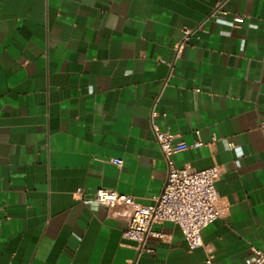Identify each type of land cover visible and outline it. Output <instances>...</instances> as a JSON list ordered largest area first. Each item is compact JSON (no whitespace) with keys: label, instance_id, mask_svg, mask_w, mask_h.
<instances>
[{"label":"crops","instance_id":"0c3cea01","mask_svg":"<svg viewBox=\"0 0 264 264\" xmlns=\"http://www.w3.org/2000/svg\"><path fill=\"white\" fill-rule=\"evenodd\" d=\"M152 123L185 146L176 167L218 168L222 213L193 251L155 220L163 237L136 259L129 208L91 199L153 204L167 166ZM262 124L264 0H0V264H253Z\"/></svg>","mask_w":264,"mask_h":264},{"label":"built area","instance_id":"2783aa9c","mask_svg":"<svg viewBox=\"0 0 264 264\" xmlns=\"http://www.w3.org/2000/svg\"><path fill=\"white\" fill-rule=\"evenodd\" d=\"M242 21L241 16H233L234 24H239ZM191 32L188 29L183 30V36L177 44V50L183 46ZM155 114L152 111L151 117ZM261 128L264 129V124L261 125ZM152 131L167 166L162 189L154 198L153 204L143 205L131 195L103 188L94 190L91 199L94 206L104 205L108 207L120 203L129 208L122 238L133 243L136 259L141 254L152 251L146 246L148 238L161 239L163 237L162 234L152 229L155 220L170 222L177 226L184 237L188 250L193 251L204 247L201 236L202 229L218 219L222 213L217 192L218 168L210 167L195 170L188 167H176L171 156L183 150L185 146L181 143H175L173 134L167 130H160L154 123H152ZM200 145L199 140L193 144L194 147ZM111 162L118 167L123 164V160L119 158H112ZM252 252L254 255L253 264H264V248H252ZM203 264H214L209 254H207Z\"/></svg>","mask_w":264,"mask_h":264}]
</instances>
